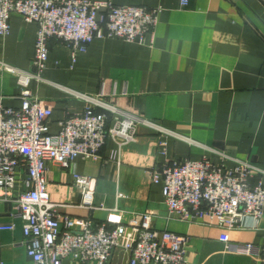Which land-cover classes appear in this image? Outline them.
Segmentation results:
<instances>
[{"label": "crops", "instance_id": "0c3cea01", "mask_svg": "<svg viewBox=\"0 0 264 264\" xmlns=\"http://www.w3.org/2000/svg\"><path fill=\"white\" fill-rule=\"evenodd\" d=\"M113 1L162 8L154 43L142 46L96 39L88 52L74 61L65 44L51 40L43 74L49 83L31 84L34 95L54 111L48 122L51 133L59 131L66 115L82 113L88 105L64 87L102 96L120 110L176 136L142 126L136 141L122 149L108 139L97 160L77 159L67 169L50 163L48 190L51 202L59 205L57 214L90 219L110 228L147 212L156 230L188 237L189 264H259L231 247L263 245L264 215L258 224L249 218L235 230L207 221H180L170 215L162 185L152 182L151 171L165 162L183 159L208 157L219 164V153L264 170V0H189L186 7L181 6L183 0ZM36 33V25L12 15L11 33L0 39V59L33 70ZM19 94L16 77L0 75L3 105L19 108ZM163 142L165 155L161 154ZM75 173L95 179L92 205L74 187ZM256 182L253 179V184ZM20 189L22 184L17 183L14 193ZM0 224L15 226L0 233V264H30L14 203L0 201ZM129 259V253L119 249L106 264H129ZM65 264L82 263L68 259Z\"/></svg>", "mask_w": 264, "mask_h": 264}, {"label": "built area", "instance_id": "2783aa9c", "mask_svg": "<svg viewBox=\"0 0 264 264\" xmlns=\"http://www.w3.org/2000/svg\"><path fill=\"white\" fill-rule=\"evenodd\" d=\"M188 4L189 0H183L181 6ZM161 13L160 7L117 5L113 0H0V39L10 35L14 14L37 27L33 70L25 71L0 59V75L16 77L21 101L19 108H12L5 107L0 98V201L16 206L30 264H65L68 259L106 264L119 249L129 253V264H189L188 237L156 230L151 214H139L127 224L110 228L90 219L60 217L56 212L59 205L51 202L48 190L50 163L67 169L77 159L97 160L108 139L122 149L136 141L142 126L164 136L176 134L120 110L102 96L64 87L88 105L82 113L66 115L53 134L48 122L54 111L31 90L33 82L49 83L43 74L51 40L65 44L74 61L87 53L96 39L152 46ZM162 145L161 154L165 155L166 143ZM219 155V164L208 157L160 164L151 171L152 182L162 185L168 211L180 221H207L226 230L242 228L249 218L258 224L264 215V170L249 161ZM253 179H257L255 184ZM73 180L86 203L92 205L95 179L75 173ZM17 183L22 189L15 194ZM14 229V225L0 224V233ZM231 248L264 264V244Z\"/></svg>", "mask_w": 264, "mask_h": 264}]
</instances>
